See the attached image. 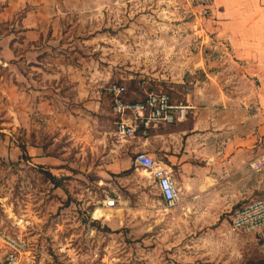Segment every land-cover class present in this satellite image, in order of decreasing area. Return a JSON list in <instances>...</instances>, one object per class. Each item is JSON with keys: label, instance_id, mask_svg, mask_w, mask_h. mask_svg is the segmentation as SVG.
Wrapping results in <instances>:
<instances>
[{"label": "rangeland", "instance_id": "rangeland-1", "mask_svg": "<svg viewBox=\"0 0 264 264\" xmlns=\"http://www.w3.org/2000/svg\"><path fill=\"white\" fill-rule=\"evenodd\" d=\"M191 10L189 0H120L110 11L99 7L86 17L79 15L82 20L72 29L76 59L94 69L98 83L103 77L107 87L124 85L129 98L162 91L172 103L185 104L189 83L204 79L195 68L196 47L206 70L208 61L211 71L215 61L228 65L204 30L205 20L197 26ZM119 31L136 41L131 47L139 53L118 58V46L103 42V34L123 38ZM156 48L161 52H150ZM106 109L111 113L110 100ZM81 118L90 130L85 138L72 144L66 133L53 131L39 140L47 155L60 158L57 169L29 159H0V227L25 235L35 264L264 263V235L230 227L231 213L242 202L211 191L199 201L166 208L148 173L133 167L136 154H128L131 170L119 171L126 174L105 169L111 149L121 145L127 152L137 138L146 137L141 129L136 139L122 141L114 135L113 117H96L107 120L101 122L105 128ZM108 200L116 206L108 208Z\"/></svg>", "mask_w": 264, "mask_h": 264}, {"label": "crops", "instance_id": "crops-1", "mask_svg": "<svg viewBox=\"0 0 264 264\" xmlns=\"http://www.w3.org/2000/svg\"><path fill=\"white\" fill-rule=\"evenodd\" d=\"M119 2L0 0V159L19 161L24 145L33 164L57 169L60 158L47 155L39 141L46 132L66 133L73 144L90 131L81 117L105 128L107 120L96 117H113L106 109L108 81L101 77L98 83L92 67L79 65L72 29L79 15L99 7L110 11ZM203 24L228 65L215 61L211 71L208 61L206 70L196 47L195 68L204 79L189 83L186 119L148 129L127 152L114 147L105 169L118 174L130 167L128 154L144 153L171 169L180 203L199 201L211 191L228 201H264V168L249 167L264 154V0H213ZM118 34L123 38L103 34V42L118 46V58L135 56L136 41Z\"/></svg>", "mask_w": 264, "mask_h": 264}, {"label": "built area", "instance_id": "built-area-1", "mask_svg": "<svg viewBox=\"0 0 264 264\" xmlns=\"http://www.w3.org/2000/svg\"><path fill=\"white\" fill-rule=\"evenodd\" d=\"M189 1L197 26L211 16L213 0ZM107 93L114 119V135L122 141L135 139L139 129L146 136L150 128L183 122L191 109L188 104L172 103L169 96L161 91H145L139 99H132L127 97L124 85L113 84L108 86ZM133 167L148 173L166 208H175L180 203V191L169 167L144 153H136ZM249 167L253 172H260L264 168V154L251 161ZM106 206L115 207V201L108 200ZM229 224L238 233L264 235V201L242 202L232 211ZM0 248V264H35L29 240L19 231L9 232L0 227Z\"/></svg>", "mask_w": 264, "mask_h": 264}, {"label": "trees", "instance_id": "trees-1", "mask_svg": "<svg viewBox=\"0 0 264 264\" xmlns=\"http://www.w3.org/2000/svg\"><path fill=\"white\" fill-rule=\"evenodd\" d=\"M162 92V91H161ZM165 93V92H164ZM167 95H168V93H166ZM169 96V95H168ZM170 98V97H169ZM171 100V99H170ZM19 149H20V151H21V156H20V160H27L28 159V157H27V153H26V149H25V146L24 145H19ZM43 149H45V146H43ZM129 170H131V167H130V169ZM127 172H129V171H122L121 173H118V176H120L121 174H126ZM49 176L52 178V180H53V183L56 181V179L53 177V176H51L50 174H49ZM54 184H56V183H54ZM264 264V263H263Z\"/></svg>", "mask_w": 264, "mask_h": 264}]
</instances>
